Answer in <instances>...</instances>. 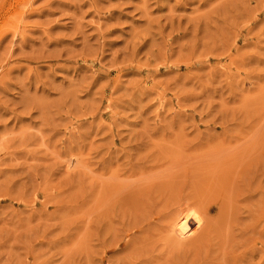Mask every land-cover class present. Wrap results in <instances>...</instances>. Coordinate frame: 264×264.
<instances>
[{
	"label": "rangeland",
	"instance_id": "obj_1",
	"mask_svg": "<svg viewBox=\"0 0 264 264\" xmlns=\"http://www.w3.org/2000/svg\"><path fill=\"white\" fill-rule=\"evenodd\" d=\"M0 264H264V0H0Z\"/></svg>",
	"mask_w": 264,
	"mask_h": 264
},
{
	"label": "bare ground",
	"instance_id": "obj_2",
	"mask_svg": "<svg viewBox=\"0 0 264 264\" xmlns=\"http://www.w3.org/2000/svg\"><path fill=\"white\" fill-rule=\"evenodd\" d=\"M71 160H72V159H71ZM71 160H68V162H66V163H68V166H69V167H71V166L73 165V164H72L73 162H72ZM68 169H69V168H68ZM186 216H187V215H186ZM188 216H189V215H188ZM195 219H196V218H195Z\"/></svg>",
	"mask_w": 264,
	"mask_h": 264
}]
</instances>
